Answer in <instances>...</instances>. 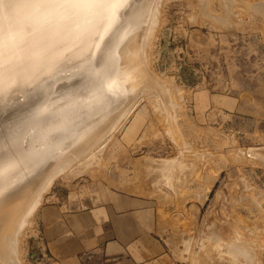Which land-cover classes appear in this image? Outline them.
I'll return each mask as SVG.
<instances>
[{
  "label": "rangeland",
  "instance_id": "obj_1",
  "mask_svg": "<svg viewBox=\"0 0 264 264\" xmlns=\"http://www.w3.org/2000/svg\"><path fill=\"white\" fill-rule=\"evenodd\" d=\"M204 1L163 2L146 65L161 89L140 88L130 118L140 111L142 123L127 138L118 130L92 174L55 180L23 231L20 264H59L46 227L99 207L140 221L176 264H264V12L257 0ZM236 238L248 262L229 252Z\"/></svg>",
  "mask_w": 264,
  "mask_h": 264
},
{
  "label": "bare ground",
  "instance_id": "obj_2",
  "mask_svg": "<svg viewBox=\"0 0 264 264\" xmlns=\"http://www.w3.org/2000/svg\"><path fill=\"white\" fill-rule=\"evenodd\" d=\"M164 1L0 0V264H20L23 231L57 178L93 172L118 130L127 138L142 123L130 115L161 89L146 65ZM237 242L229 252L248 262Z\"/></svg>",
  "mask_w": 264,
  "mask_h": 264
},
{
  "label": "crops",
  "instance_id": "obj_3",
  "mask_svg": "<svg viewBox=\"0 0 264 264\" xmlns=\"http://www.w3.org/2000/svg\"><path fill=\"white\" fill-rule=\"evenodd\" d=\"M48 210L46 219L54 215ZM141 227L131 215L114 216L99 207L71 214L50 231L46 227V237L59 264H176L164 259L160 239Z\"/></svg>",
  "mask_w": 264,
  "mask_h": 264
}]
</instances>
